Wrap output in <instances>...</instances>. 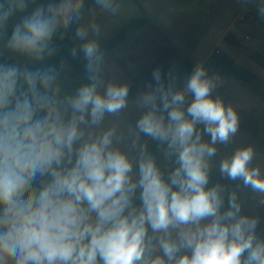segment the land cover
<instances>
[{
    "label": "clouds",
    "instance_id": "9594fccd",
    "mask_svg": "<svg viewBox=\"0 0 264 264\" xmlns=\"http://www.w3.org/2000/svg\"><path fill=\"white\" fill-rule=\"evenodd\" d=\"M240 2L264 19V0ZM85 4L0 0V264H264L255 147L219 157L236 187L211 183L240 127L220 77L196 63L177 88L156 68L130 100L106 71L100 27L81 23ZM73 24L84 81L69 88L66 60L50 61Z\"/></svg>",
    "mask_w": 264,
    "mask_h": 264
},
{
    "label": "rangeland",
    "instance_id": "374dc122",
    "mask_svg": "<svg viewBox=\"0 0 264 264\" xmlns=\"http://www.w3.org/2000/svg\"><path fill=\"white\" fill-rule=\"evenodd\" d=\"M95 9L92 3L85 12L81 23L88 27L99 26L102 45L113 39L127 24L141 16H148L150 22L139 32L130 35L107 57L106 71L110 77L127 81L139 90L152 82V71L161 69L165 82L171 73L176 79L177 88L184 84L178 75V68L185 62L193 66L203 63L209 75L211 64L208 60L216 50L232 57L241 69L252 72L256 79L244 82L231 73L220 77L222 83L217 92L226 103L237 107L240 127L233 143L221 146L214 159L211 183L236 187L232 182L219 177L218 162L222 154L237 146L252 144L257 152L256 163L264 168V68L258 59L264 57V26L249 28L252 39L243 40V33L235 29L233 20L240 13L256 11L255 4H244L240 0H122L116 14ZM226 32L235 38V44L227 43ZM66 74L69 88L84 81L70 61ZM137 91V92H138ZM135 98V97H134ZM133 100V99H132ZM134 116L130 122L134 123ZM149 150L156 152V145L149 142ZM158 155V163L163 157ZM251 196V194L249 193ZM262 217L260 231H264V209H257Z\"/></svg>",
    "mask_w": 264,
    "mask_h": 264
},
{
    "label": "trees",
    "instance_id": "16d2710c",
    "mask_svg": "<svg viewBox=\"0 0 264 264\" xmlns=\"http://www.w3.org/2000/svg\"><path fill=\"white\" fill-rule=\"evenodd\" d=\"M93 3V0H86L85 4V12ZM31 9H29L30 11ZM259 16V15H258ZM150 19L148 16L144 15L140 18H136L131 20L126 27H124L113 39L108 41L107 43L102 45L103 50L106 53V56L115 50L120 44H122L130 35L135 34L142 30L148 23ZM260 25L264 26V19L259 16ZM78 25L73 24L69 29V33L65 37L63 41L56 40L57 45L60 47V53L57 57H54L50 62L51 63H59L61 57H63L66 61H70L75 70L84 77L83 65L81 62H77L72 60V58L68 55L67 49L72 45V37L74 35L75 29ZM10 34V32H9ZM224 40L229 44H235V40L231 41L228 38H224ZM209 64H211L210 73L212 75L221 77L225 73L233 74L237 79L250 82L252 81L254 74L247 69H241L236 65L235 60L224 53L223 51L216 50L212 53L208 60ZM259 64L264 68V57H260L258 59ZM192 71V66L190 64H186L185 62L181 63L178 68V75L180 76L181 82L184 84L187 77L190 75ZM138 89L136 87H131L129 99H134ZM264 232V231H262Z\"/></svg>",
    "mask_w": 264,
    "mask_h": 264
},
{
    "label": "built area",
    "instance_id": "2783aa9c",
    "mask_svg": "<svg viewBox=\"0 0 264 264\" xmlns=\"http://www.w3.org/2000/svg\"><path fill=\"white\" fill-rule=\"evenodd\" d=\"M256 24L260 25L257 10L240 13L233 20V25L235 29L243 33V40L245 42H249L252 39L248 30ZM225 37L231 41L235 40L234 36L228 32H226Z\"/></svg>",
    "mask_w": 264,
    "mask_h": 264
},
{
    "label": "crops",
    "instance_id": "0c3cea01",
    "mask_svg": "<svg viewBox=\"0 0 264 264\" xmlns=\"http://www.w3.org/2000/svg\"><path fill=\"white\" fill-rule=\"evenodd\" d=\"M255 79H256V76L254 75V77H253L252 81H254Z\"/></svg>",
    "mask_w": 264,
    "mask_h": 264
}]
</instances>
